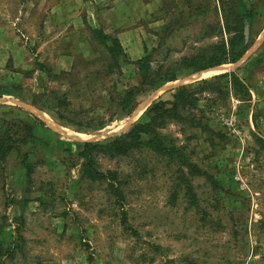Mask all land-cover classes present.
I'll return each mask as SVG.
<instances>
[{
	"label": "rangeland",
	"instance_id": "rangeland-1",
	"mask_svg": "<svg viewBox=\"0 0 264 264\" xmlns=\"http://www.w3.org/2000/svg\"><path fill=\"white\" fill-rule=\"evenodd\" d=\"M239 26L238 61L205 74L216 66L186 62L229 48ZM145 55L152 80L177 79L146 85L128 113ZM180 86L191 96L154 125L169 153L103 147L94 166L111 174L91 179L82 144L152 122ZM5 120L38 137L0 159V264H264V0H0Z\"/></svg>",
	"mask_w": 264,
	"mask_h": 264
},
{
	"label": "trees",
	"instance_id": "trees-1",
	"mask_svg": "<svg viewBox=\"0 0 264 264\" xmlns=\"http://www.w3.org/2000/svg\"><path fill=\"white\" fill-rule=\"evenodd\" d=\"M229 29L230 28L228 26V30ZM93 32L100 41L104 43H112V45H109L108 47L112 56L116 57L119 51L124 53L123 46L118 38H113L100 29H94ZM228 46L229 48H227L225 42H222L214 47L212 54L208 56L204 55L201 60H197L195 57L188 58L186 62H193V70L200 71L208 67L238 61L250 46L247 35L244 34V28L242 26H239L236 30H234L233 35L228 41ZM135 63L138 65L140 70L142 88L136 87L127 91L124 97L122 109L128 110V113H131V111L136 107L137 102L135 101V96L144 92L146 85L156 87L159 81L169 82L177 79L176 76L172 75L152 80L148 73L150 67V59L148 55L139 58ZM191 94L192 88L190 89L188 86L178 87L173 100H159L150 108V112L153 113L151 116L152 122H137L133 124L124 137L116 138L107 145L95 142H84L82 147L79 149L78 154L82 159H84L86 165L84 170L88 176L91 179H105L109 177L108 174H111L110 172L107 174L105 172H101L94 166L92 154L95 150L102 149L103 147L112 151L113 154L125 153L132 148H139L143 145H147L161 154L169 153V147L172 146H168L157 134V132L154 131V125L157 124L158 118L163 116V112H168L169 114L174 112L176 109L184 105ZM169 104L171 107L167 106ZM21 122L23 126H18L17 124H14V122L11 123L10 121H6L9 126H1L0 159H5L13 149H16L18 145H28L37 139L38 136L35 133V125L28 120H23ZM40 123L42 124L44 122L40 121ZM143 135H149V138L143 139ZM21 161L24 167L28 168L29 171L32 172L33 168L31 166L28 153L22 154Z\"/></svg>",
	"mask_w": 264,
	"mask_h": 264
},
{
	"label": "bare ground",
	"instance_id": "bare-ground-1",
	"mask_svg": "<svg viewBox=\"0 0 264 264\" xmlns=\"http://www.w3.org/2000/svg\"><path fill=\"white\" fill-rule=\"evenodd\" d=\"M225 65V64H224ZM224 65H219V66H216V67H212V68H209V69H206V70H203V71H200L199 73H197V74H205V73H208V72H211V71H216V70H219L220 68H223V66ZM169 83H173V82H169ZM73 133V135H75V136H80L81 137V135H84V134H79V135H77V133H74V132H71V133H69L70 135ZM85 137H88V135H84ZM90 136V135H89ZM83 137V136H82Z\"/></svg>",
	"mask_w": 264,
	"mask_h": 264
},
{
	"label": "crops",
	"instance_id": "crops-1",
	"mask_svg": "<svg viewBox=\"0 0 264 264\" xmlns=\"http://www.w3.org/2000/svg\"><path fill=\"white\" fill-rule=\"evenodd\" d=\"M120 40V38H118ZM121 41V40H120Z\"/></svg>",
	"mask_w": 264,
	"mask_h": 264
}]
</instances>
